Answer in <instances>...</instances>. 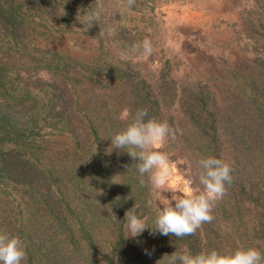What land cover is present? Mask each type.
I'll use <instances>...</instances> for the list:
<instances>
[{
	"label": "trees",
	"instance_id": "16d2710c",
	"mask_svg": "<svg viewBox=\"0 0 264 264\" xmlns=\"http://www.w3.org/2000/svg\"><path fill=\"white\" fill-rule=\"evenodd\" d=\"M73 13L69 0H0V229L27 245L23 264H168L184 246L264 253V58L183 80L170 59L140 67L71 51ZM125 108L168 122L175 139L162 150L189 186L200 158L232 164L196 234L126 239L127 211L152 228L157 209L148 174L141 184L130 155L109 149Z\"/></svg>",
	"mask_w": 264,
	"mask_h": 264
},
{
	"label": "rangeland",
	"instance_id": "374dc122",
	"mask_svg": "<svg viewBox=\"0 0 264 264\" xmlns=\"http://www.w3.org/2000/svg\"><path fill=\"white\" fill-rule=\"evenodd\" d=\"M141 1L135 0L128 12L122 11L126 0H69L74 13L65 29L74 30L65 35L68 47L73 52L83 47L82 55L101 52L106 58L131 60L140 67L170 59L183 80L209 81L226 68L243 70L255 55L264 58V0ZM145 37L154 46L148 58L133 53ZM169 168L167 185L189 187L171 157ZM151 195L158 211L172 193L152 187Z\"/></svg>",
	"mask_w": 264,
	"mask_h": 264
},
{
	"label": "clouds",
	"instance_id": "9594fccd",
	"mask_svg": "<svg viewBox=\"0 0 264 264\" xmlns=\"http://www.w3.org/2000/svg\"><path fill=\"white\" fill-rule=\"evenodd\" d=\"M134 5L135 0H126L122 11L131 12ZM77 18L86 24V20H82L79 15ZM153 52V42L148 37L133 47V53L143 58L151 57ZM130 116L131 120L125 128L107 137L111 139L109 149L123 150L130 155L140 174L141 184L145 183L143 177L148 174V181L154 189H165L172 195L157 211L152 228L147 227L146 219L131 210L127 211L124 218L127 221L124 224L126 239L140 236L145 229H151L152 234L158 232L177 238L196 234L204 223L214 220L215 206L224 197L227 186L233 180L232 164L223 158L202 157L196 161L198 185L184 189L173 188L166 184L170 175L168 154L160 150L170 137L175 139L168 122L155 117L146 119L147 109L143 108L137 109L134 115L125 108L119 119L128 121ZM26 248L27 245L19 235L0 229V264H23L27 257ZM168 264H264V253L257 247L244 245L227 252L202 249L196 253L184 246L170 255Z\"/></svg>",
	"mask_w": 264,
	"mask_h": 264
}]
</instances>
